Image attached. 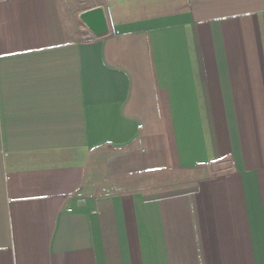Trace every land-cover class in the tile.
Segmentation results:
<instances>
[{
    "label": "crops",
    "instance_id": "0c3cea01",
    "mask_svg": "<svg viewBox=\"0 0 264 264\" xmlns=\"http://www.w3.org/2000/svg\"><path fill=\"white\" fill-rule=\"evenodd\" d=\"M0 264H264V0H0Z\"/></svg>",
    "mask_w": 264,
    "mask_h": 264
},
{
    "label": "water",
    "instance_id": "95a60500",
    "mask_svg": "<svg viewBox=\"0 0 264 264\" xmlns=\"http://www.w3.org/2000/svg\"><path fill=\"white\" fill-rule=\"evenodd\" d=\"M97 11L85 14L82 16L84 22L93 30V32L98 33L100 30L97 28L99 27V22L96 19Z\"/></svg>",
    "mask_w": 264,
    "mask_h": 264
},
{
    "label": "built area",
    "instance_id": "2783aa9c",
    "mask_svg": "<svg viewBox=\"0 0 264 264\" xmlns=\"http://www.w3.org/2000/svg\"><path fill=\"white\" fill-rule=\"evenodd\" d=\"M81 39L85 42V43H90L93 42V36L90 35L89 33H85V32H81L80 34Z\"/></svg>",
    "mask_w": 264,
    "mask_h": 264
}]
</instances>
